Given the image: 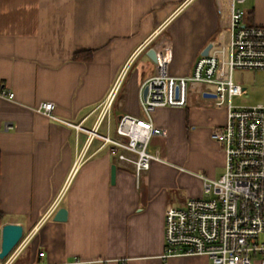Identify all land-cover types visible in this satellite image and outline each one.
<instances>
[{"label": "crops", "instance_id": "1", "mask_svg": "<svg viewBox=\"0 0 264 264\" xmlns=\"http://www.w3.org/2000/svg\"><path fill=\"white\" fill-rule=\"evenodd\" d=\"M182 4L0 0V212L2 225H23L25 238L14 264H210L206 256L163 258L165 209L207 198L206 182L224 174L211 132L226 123L227 107L194 94L186 108H157L149 151L160 159L140 179L90 133L119 139L121 116L145 118L156 63L149 50L169 49V74L190 77L209 44L227 57L236 8L245 25L264 27V0ZM79 52L91 58L75 59ZM110 96V116L100 121ZM43 102L55 104L60 121L37 111ZM60 208L66 222L54 220Z\"/></svg>", "mask_w": 264, "mask_h": 264}, {"label": "built area", "instance_id": "2", "mask_svg": "<svg viewBox=\"0 0 264 264\" xmlns=\"http://www.w3.org/2000/svg\"><path fill=\"white\" fill-rule=\"evenodd\" d=\"M193 1L183 0L182 5ZM244 16L242 9L233 12L227 57L209 52L196 62L190 77L171 76V51L157 52L155 73L146 82L144 90L147 87L148 92L141 101L145 118L121 116L116 128L119 139L100 135L98 129L90 132L104 146H111L117 166L140 179L160 159L158 152L153 155L149 151L156 130L152 115L157 108H186L194 94L215 95L210 99L217 106L227 103L226 123L211 132L225 155L224 174L218 180L206 182L207 198H191L183 207H166L165 259L206 256L210 264H264V105L232 104V98L244 92L241 85L234 83L233 72L264 70V27L245 25ZM2 96L13 99L14 93L3 92ZM113 100L110 96L100 106V121L110 116ZM37 111L60 121L54 114L53 102H43ZM64 123L80 129L79 125ZM24 242L23 237L4 264H14Z\"/></svg>", "mask_w": 264, "mask_h": 264}, {"label": "rangeland", "instance_id": "3", "mask_svg": "<svg viewBox=\"0 0 264 264\" xmlns=\"http://www.w3.org/2000/svg\"><path fill=\"white\" fill-rule=\"evenodd\" d=\"M233 81L235 84L241 85L242 88H245L242 95L234 96L232 98V104L235 107H254L264 105V70H235L233 72ZM212 102V109L217 111L222 107H227V103H223L221 106L217 107L215 102ZM4 261H0V264H4Z\"/></svg>", "mask_w": 264, "mask_h": 264}, {"label": "water", "instance_id": "4", "mask_svg": "<svg viewBox=\"0 0 264 264\" xmlns=\"http://www.w3.org/2000/svg\"><path fill=\"white\" fill-rule=\"evenodd\" d=\"M212 44H209L202 53V56H208ZM149 56L156 62L157 52L154 49L149 50ZM148 88L146 87L143 96L146 97ZM205 97L214 98L215 95L205 94ZM117 167L112 166L111 181L115 183V176ZM68 218V212L65 208H60L54 217L55 221L66 222ZM24 237V227L21 224H4L1 229V247H0V261L6 260L12 251L17 247Z\"/></svg>", "mask_w": 264, "mask_h": 264}, {"label": "trees", "instance_id": "5", "mask_svg": "<svg viewBox=\"0 0 264 264\" xmlns=\"http://www.w3.org/2000/svg\"><path fill=\"white\" fill-rule=\"evenodd\" d=\"M91 58V52H79L75 55V59L77 60H89ZM3 215L0 212V225L2 224Z\"/></svg>", "mask_w": 264, "mask_h": 264}]
</instances>
